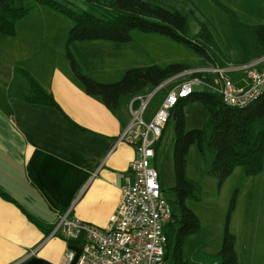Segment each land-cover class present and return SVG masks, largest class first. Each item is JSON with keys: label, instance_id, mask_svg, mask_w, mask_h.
Wrapping results in <instances>:
<instances>
[{"label": "crops", "instance_id": "obj_1", "mask_svg": "<svg viewBox=\"0 0 264 264\" xmlns=\"http://www.w3.org/2000/svg\"><path fill=\"white\" fill-rule=\"evenodd\" d=\"M29 8L14 37L0 35V264H65L67 249L79 253L80 247L60 236L50 238L59 216L70 211L105 229L118 210L122 188L134 179L135 147L119 141L131 122L130 99L123 98L113 111L99 97L87 95L66 59L72 25L48 7L36 3ZM71 50L82 70L101 83L118 82L133 68L193 65L179 43L139 31L127 44L76 42ZM227 68L244 66L228 63ZM22 70L54 96L63 113L26 101L32 89ZM236 71L230 77L243 86L246 71ZM182 80H171L172 89ZM159 109L145 111L147 122ZM257 224V216H246L248 244H241L239 264H264V253H257Z\"/></svg>", "mask_w": 264, "mask_h": 264}, {"label": "trees", "instance_id": "obj_2", "mask_svg": "<svg viewBox=\"0 0 264 264\" xmlns=\"http://www.w3.org/2000/svg\"><path fill=\"white\" fill-rule=\"evenodd\" d=\"M37 4L64 15L72 22L66 49V59L72 73L89 96L99 97L110 110H117L123 98L130 100L139 94L163 88L166 82L182 77L185 80L201 78L212 82L214 77L206 71H196L186 64H171L166 67L153 65L133 68L115 83H101L89 77L74 56L71 45L76 42L103 41L113 44H127L132 41V32L155 34L168 37L176 43L189 47L199 54L207 66L227 68L228 63L220 59L206 26L191 40L187 17L148 0H84L99 9V14L78 13L57 0H34ZM226 10L233 21V31L240 44L243 59L238 66H246L264 58V25L243 26L236 15L224 7L220 1L212 0ZM29 8L23 0H0V35L14 37L17 24L28 16ZM202 41V42H201ZM208 44H210L208 46ZM235 72V71H233ZM232 71L230 76L234 74ZM236 72H245L239 69ZM32 89L26 101L33 105L46 106L62 112L54 96L50 94L29 72L21 71ZM243 74V73H242ZM235 82V81H234ZM239 86V85H238ZM190 103H200L208 112V120L202 128L186 130L185 107ZM67 122L78 127L67 115ZM175 122L174 171L176 185L172 188L176 199L168 201L172 208V218L165 225L167 244L165 258L169 264H202L184 259V244L188 236L196 234L201 226L198 216L186 206V200L199 199L198 186L187 177L188 155L194 144L205 157L206 151L214 153L209 174L223 185L233 172L242 167L249 177L264 171V93L252 104L244 108L230 107L221 97L209 91H195L186 99H181L172 109L169 121L156 144V154L170 121ZM81 131H85L78 127ZM162 192L164 186L161 179ZM2 195H6L2 193ZM8 196V195H6ZM234 209L231 203L230 213ZM230 214L221 250L215 255L214 264H239L235 250L236 239L228 228ZM73 245V244H72ZM213 264V263H209Z\"/></svg>", "mask_w": 264, "mask_h": 264}, {"label": "rangeland", "instance_id": "obj_3", "mask_svg": "<svg viewBox=\"0 0 264 264\" xmlns=\"http://www.w3.org/2000/svg\"><path fill=\"white\" fill-rule=\"evenodd\" d=\"M27 8L36 5L34 0H23ZM78 13L90 12L98 15L99 9L84 0H57ZM106 1V0H101ZM173 11L184 14L188 19L189 31L187 36L194 40L206 26L211 36L207 39L215 44L220 52V59L230 63L232 68L238 66L243 59V53L238 39L233 31V21L230 14L216 5L212 0H148ZM232 11L243 26L264 25V0H218ZM30 9V8H29ZM60 17L72 22L60 14ZM70 30V29H69ZM64 31V30H63ZM202 42V41H201ZM181 45V44H180ZM210 44H208L209 46ZM184 53L193 64L191 67L204 66V59L192 49L181 45ZM200 61V63H198ZM171 65V64H170ZM180 81V80H177ZM182 81H185L182 80ZM174 82L165 84L163 88L149 92H156L148 105L150 109L158 110L160 99L172 89ZM196 88V91H201ZM149 92L147 94H149ZM128 101V97L125 98ZM146 111V112H147ZM208 112L200 103H190L185 107L186 130L202 128L208 120ZM144 119L147 121L146 117ZM174 138L175 122L170 121L167 127L156 160V166L163 177L164 197L168 201L176 199L172 188L176 185L174 171ZM214 153L206 151L205 157L201 155L198 145L194 144L188 155L187 177L198 186L199 199L186 200V206L199 218L200 230L188 236L184 244V259L188 262L202 264L215 263V255L221 250L227 222L230 214L228 228L235 236L236 253L240 251L241 244H248V226L245 225L247 215L258 217L257 229L261 235L257 237V253H264V211L260 210L264 204V171L254 177L246 175L242 167L237 168L228 180L220 185L219 180L209 174ZM152 162V165L154 166ZM234 200V209L230 213L231 203ZM246 232V233H245ZM218 264V261H217Z\"/></svg>", "mask_w": 264, "mask_h": 264}, {"label": "built area", "instance_id": "obj_4", "mask_svg": "<svg viewBox=\"0 0 264 264\" xmlns=\"http://www.w3.org/2000/svg\"><path fill=\"white\" fill-rule=\"evenodd\" d=\"M235 70L239 69L210 67L186 71L185 75L206 71L214 79L208 82L192 78L181 82L169 92L149 122L144 114L156 92L139 94L130 100L131 122L119 141L135 147L136 155L130 167L134 179L132 182L128 179V184L122 188L118 210L105 229L70 216V211L59 216L50 238L60 236L69 245L80 247L79 253L67 249L65 264H169L165 258L168 240L164 229L173 212L162 192L160 172L152 166L156 144L172 109L181 99L191 96L197 87L219 95L224 104L236 108L249 106L264 93V58L244 66L246 82L243 86L231 79L229 73Z\"/></svg>", "mask_w": 264, "mask_h": 264}]
</instances>
